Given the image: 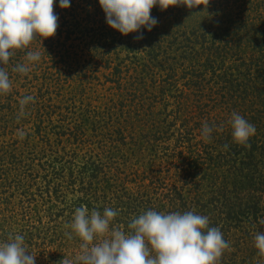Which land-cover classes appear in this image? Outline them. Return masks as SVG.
<instances>
[{"label":"rangeland","instance_id":"1","mask_svg":"<svg viewBox=\"0 0 264 264\" xmlns=\"http://www.w3.org/2000/svg\"><path fill=\"white\" fill-rule=\"evenodd\" d=\"M54 12L53 36L0 65L12 81L0 95V242L19 234L35 264H75L82 241L65 225L77 207L116 210L110 227L126 232L149 209L194 211L231 246L219 264L264 260L253 246L264 232V0L154 6L157 25L127 35L98 0H54ZM28 51L40 61L13 72ZM25 95L34 101L17 120ZM233 112L256 128L248 146L232 139ZM204 122L223 129L207 143Z\"/></svg>","mask_w":264,"mask_h":264},{"label":"clouds","instance_id":"2","mask_svg":"<svg viewBox=\"0 0 264 264\" xmlns=\"http://www.w3.org/2000/svg\"><path fill=\"white\" fill-rule=\"evenodd\" d=\"M109 27L122 35L139 32L141 28L151 31L157 18L151 9L158 6L161 11L169 6H185L194 9L208 4V0H98ZM70 0H59L60 8H68ZM58 15L54 12V0H0V65H7L15 50L26 48L37 36L48 38L58 28ZM142 33L134 40L142 39ZM42 41V40H41ZM45 50V49H44ZM39 51H28L25 62L17 64L12 71L28 74L31 66L39 62ZM12 90V81L5 67H0V95ZM34 101L31 95L19 100L17 120L26 115L25 107ZM227 123L235 143L248 146L256 128L242 115L233 112ZM214 130L222 127L204 122L201 138L211 141ZM23 139L25 131L17 130ZM227 148V145H224ZM116 210L105 207L103 212L86 206L77 207L73 220L65 225L82 242L75 256V264H219L230 244L224 240L219 227L209 226V217L194 211L168 213L147 210L128 223L129 231L111 228ZM264 224V220L260 221ZM253 246L264 258V232L253 237ZM36 255L28 252L22 235L9 234L6 242H0V264H35ZM64 264H70L68 260ZM264 264V260L258 262Z\"/></svg>","mask_w":264,"mask_h":264},{"label":"trees","instance_id":"3","mask_svg":"<svg viewBox=\"0 0 264 264\" xmlns=\"http://www.w3.org/2000/svg\"><path fill=\"white\" fill-rule=\"evenodd\" d=\"M234 206V205H233ZM239 209V208H238ZM239 211V210H238ZM238 211L232 210L231 215L235 217L238 214ZM242 212V211H241Z\"/></svg>","mask_w":264,"mask_h":264}]
</instances>
